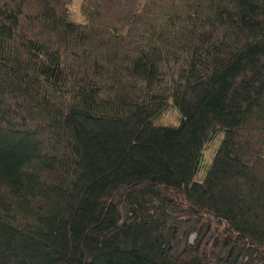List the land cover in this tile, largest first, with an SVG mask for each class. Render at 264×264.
Masks as SVG:
<instances>
[{
  "label": "trees",
  "instance_id": "trees-1",
  "mask_svg": "<svg viewBox=\"0 0 264 264\" xmlns=\"http://www.w3.org/2000/svg\"><path fill=\"white\" fill-rule=\"evenodd\" d=\"M82 1L0 0V264H264V0Z\"/></svg>",
  "mask_w": 264,
  "mask_h": 264
},
{
  "label": "rangeland",
  "instance_id": "rangeland-1",
  "mask_svg": "<svg viewBox=\"0 0 264 264\" xmlns=\"http://www.w3.org/2000/svg\"><path fill=\"white\" fill-rule=\"evenodd\" d=\"M148 1L149 0H147V2H146L145 5H142V2H140L138 0H132L134 9H136V11L137 10H140V13L147 12V9H148V6H147L148 5ZM136 2H138V3H136ZM156 2L159 3L158 6L161 5V3L159 2V0H156ZM82 4H83V1L82 0H71V4L69 6V12H70L69 15H70V17L72 19H75L76 21L78 20V11L80 10V7L82 6ZM80 21H81V19H79V22ZM120 29L122 30V31L120 30L121 32L125 33V31L127 29L130 30V27H128V26L126 27V26H124L122 24V25H120ZM140 31L141 30L139 29L138 30V33H140ZM175 120H176V113L172 109H169L167 112H165L160 117V122L161 123H164V124H166V123H174ZM216 145H217V142H216L215 146ZM211 152H212L211 149H207V148L205 149V151H204V163L208 164L209 161L211 160V156H212V153ZM205 173H206V171L200 172L195 177V179L198 180V181L202 180L204 178V176H205ZM173 216H176V215L173 214ZM168 226L174 227V230H175L174 231L175 232L174 233V240H173L174 248L171 251V254L173 256H175V255H177L182 250V247H183V243L182 242L181 243H178L177 240H179L182 231L186 230L189 227V224H183V223L178 222L176 220H172V221L169 222ZM189 235H188V237H189ZM191 235H192V240H191V242H189V238H187V240H186L187 243H191L192 245L197 244L198 239H199L198 236H197L198 234L196 235L195 233L194 234L191 233ZM209 241H210V243H212L213 238L211 237ZM198 249L200 251L201 258H202L204 264H221V263H217L216 262V260H217L216 258H221V257L218 256V257L215 258V260L209 258L210 257V254H208V249H205V246L203 244H200L198 246ZM214 250L217 251L218 248H214ZM216 255H218V254H216ZM239 260L240 259L237 260L238 262H236V264L239 263Z\"/></svg>",
  "mask_w": 264,
  "mask_h": 264
},
{
  "label": "flooded vegetation",
  "instance_id": "flooded-vegetation-1",
  "mask_svg": "<svg viewBox=\"0 0 264 264\" xmlns=\"http://www.w3.org/2000/svg\"><path fill=\"white\" fill-rule=\"evenodd\" d=\"M218 235H219V233L218 234L217 233L216 234H213V229L210 231V237H212L214 239V243H213L212 247L218 245L216 247V248H218V250L217 251H214V254H211V256H215L216 254H218L219 257H221V258L224 259V261H225L224 264H228L229 263V260L231 259L232 255H233V252H234L233 247L230 246L228 248V245H227L226 242H224V244L223 243H220L219 242V236ZM222 244L224 246H222ZM208 249H210V247H208ZM237 253H235V255L233 257V260H232L233 263H236L237 262L238 257L240 258V254H237Z\"/></svg>",
  "mask_w": 264,
  "mask_h": 264
},
{
  "label": "water",
  "instance_id": "water-1",
  "mask_svg": "<svg viewBox=\"0 0 264 264\" xmlns=\"http://www.w3.org/2000/svg\"><path fill=\"white\" fill-rule=\"evenodd\" d=\"M200 243V242H199Z\"/></svg>",
  "mask_w": 264,
  "mask_h": 264
}]
</instances>
